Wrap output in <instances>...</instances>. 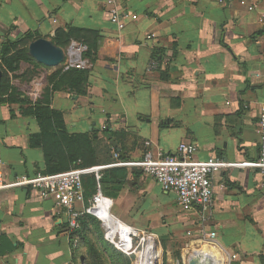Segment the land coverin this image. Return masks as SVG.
Here are the masks:
<instances>
[{
	"label": "crops",
	"instance_id": "obj_1",
	"mask_svg": "<svg viewBox=\"0 0 264 264\" xmlns=\"http://www.w3.org/2000/svg\"><path fill=\"white\" fill-rule=\"evenodd\" d=\"M254 2L264 6V0H0V57L4 42L28 32L50 40L57 28L67 25L101 33L89 94L58 91L53 96L52 106L64 112L70 132L96 130L107 139L103 131L109 120L120 133L113 140L127 155L124 161L141 159L151 141L155 151L164 153L193 143L196 159L228 163L214 178L206 224L216 238L191 245L216 264H264L261 172L255 165H234L256 163L260 155L264 24L248 10ZM115 7L128 15L124 28L110 19ZM155 59L158 66L149 70ZM25 65L33 68L22 62L15 73ZM11 84L17 86L15 80ZM46 85L47 79L42 88ZM1 97L0 167L10 179L44 171L42 149L30 146V135L40 131L38 122L21 113V104ZM125 168L128 180L130 173L152 205L164 206L163 193L177 197L144 170ZM134 201L127 214L116 209L129 225L138 222L132 215ZM197 213H190L188 223L196 231ZM145 214L140 210L137 215ZM69 219L56 196L25 188L0 191V264H84L85 243L74 245ZM180 256L174 261L170 257L171 264H185L182 250Z\"/></svg>",
	"mask_w": 264,
	"mask_h": 264
},
{
	"label": "built area",
	"instance_id": "obj_2",
	"mask_svg": "<svg viewBox=\"0 0 264 264\" xmlns=\"http://www.w3.org/2000/svg\"><path fill=\"white\" fill-rule=\"evenodd\" d=\"M250 12L257 13L258 20L264 24V6L259 2L251 3L248 7ZM111 21L118 28H124L128 17L116 7L110 12ZM136 19L137 16L133 15ZM65 50V59L60 67L64 71L72 68L91 70L94 67L92 59L86 53L88 46L78 40H72ZM156 59L151 62L149 70L156 68ZM41 83L30 92L32 100L41 97ZM258 132L260 134V155L256 163L243 162L234 165L259 167L262 181L264 183V106L261 108ZM198 147L193 143H181L173 153H164L154 150L152 142H146V150L141 159L137 161H124L120 158V152L114 150L115 161L107 164H99L90 167L73 168L66 172L46 174L38 172L34 175L19 174L10 179L6 172L0 167V191L25 188L40 191L46 196H56L57 204L66 208L70 214L69 229L75 232L80 227V218L88 213L95 216L101 223L105 238L114 246L113 248L127 256L138 255L145 239L150 238L136 227L127 224L113 213L114 200L106 196L103 190L102 179L104 171L112 167H138L159 183L166 192L177 195L179 204L183 211H197L199 214L200 234L202 241H212L216 238L215 231L207 232L206 224L214 198V178L228 163L222 159L198 160L195 158ZM92 175L96 180V192L88 200L86 199V188L84 177ZM88 203V204H87ZM83 205L82 209H77ZM209 215V216H208ZM142 236V237H140ZM141 238L137 243V238ZM79 239H74L77 246ZM191 255L197 253L212 261L206 254L195 249ZM136 259V261H137ZM136 264V262H135Z\"/></svg>",
	"mask_w": 264,
	"mask_h": 264
},
{
	"label": "trees",
	"instance_id": "obj_3",
	"mask_svg": "<svg viewBox=\"0 0 264 264\" xmlns=\"http://www.w3.org/2000/svg\"><path fill=\"white\" fill-rule=\"evenodd\" d=\"M40 37L38 33L28 32L16 40L4 42L0 57V68L3 71L0 95L3 102H17L21 104V113L24 116L35 118L38 122L40 131L30 135V146L41 148L42 153H44L45 170L42 172L55 174L66 172L73 168L90 167L104 162H113L112 151L116 149L113 148L111 143L107 142L105 144L96 130L92 132H70L66 120H64V112L52 106L53 96L58 91H66L76 95H88L91 86V70L72 68L64 71L62 67H57L47 77V85L44 88V92L35 101L24 92L12 86L10 74L17 72L22 62H28L33 65V69H28L26 73L21 75L22 77L34 74L35 70L39 67H47L37 62L31 57L29 52V44ZM51 40L56 46L64 49L68 48L72 40L84 42L88 46L86 55L95 64L103 37L96 29L67 25L66 27L57 28ZM158 60L156 59L157 62H159ZM32 77L30 75L28 79L31 80ZM5 96L8 97L5 98ZM103 133L108 141L117 139L120 135L119 132L111 129L109 120ZM120 158L126 160L127 155H122L120 152ZM127 179L128 169L117 167L105 173L102 184L110 182L114 193L111 192L109 195L117 198V192L122 190ZM84 183L88 202L96 192L95 177L92 175L85 176ZM99 223L100 221L95 216L86 213L80 218V227L75 232H72V235L75 238L77 237L79 242L85 243V251L81 254L85 263L89 257L93 264V260H96L97 264H103L105 254L108 255V260H114L108 248H104V251H102V249L98 248L99 246L95 240L91 239V234L93 233H98L100 238H102L103 234L100 231ZM115 256L123 264H134V256H127L120 251H116Z\"/></svg>",
	"mask_w": 264,
	"mask_h": 264
},
{
	"label": "rangeland",
	"instance_id": "obj_4",
	"mask_svg": "<svg viewBox=\"0 0 264 264\" xmlns=\"http://www.w3.org/2000/svg\"><path fill=\"white\" fill-rule=\"evenodd\" d=\"M60 66V65H59ZM28 69H33L32 67H29L28 65L23 68H21V72L13 73L10 75V81L15 80V84L17 86H14L17 89H23L26 92L34 90V88L37 87V84L42 82L45 84L47 77L49 76V72L51 70H55L54 68L50 67H39L35 70L34 74H28L25 77H22L21 75L26 73ZM33 76L31 80H29V76ZM13 86V85H12ZM32 88V89H31ZM45 86L43 88L41 87V95L44 92ZM22 92V90H21ZM26 92H24L26 94ZM28 95V94H26ZM29 96V95H28ZM30 97V96H29ZM40 98V97H39ZM104 143L108 141L106 138H103ZM114 153V151H112ZM116 158L114 157V161ZM129 180L127 182V187H123V189L118 193L117 198L111 197L114 200V207H113V213L116 216H119L122 220H125L122 216L118 215L116 213V209L119 210L121 213L127 214V211L130 210V207L132 205V200H135L136 202V209L133 211V214L135 217H137V224H130L132 226H135L137 229L139 228L142 236L146 235L147 237H150L148 239L152 240L154 242V248H155V254L157 256V264H171L172 260H170V257H173V261L181 259L180 252L181 250L184 252L185 257V264H188V259L190 257V254L193 253L192 250L193 246L192 243L194 241L200 242V229L195 230L193 229V225L190 228V220L192 219V215L189 212H185L183 210H180V206L177 201V197L171 193L163 195L165 196V203L164 206H155L152 205L149 201L144 199V197L139 193L137 189V183H135L137 180L130 175L129 173ZM103 190L107 196L109 193H114L112 184L110 182L103 183ZM122 196V197H120ZM149 202V203H148ZM140 210H143L146 214L145 217H141L140 215H137ZM143 222V223H142ZM100 224V231L102 232L103 236L100 238V235L98 233L91 234V239L95 240L96 244L99 246L98 248L102 249L104 251V248H108L110 250L111 255H113L114 260H108V255L105 254L103 258V264H123L121 261L117 259L115 256L117 249L113 248L112 244L105 238L104 230L102 228L101 223ZM200 225V222L197 223V226ZM140 236V237H142ZM137 238L136 242L138 243L141 238ZM207 244V243H206ZM148 246L147 242L143 244V246ZM141 246V251L144 250V247ZM205 250H208L210 246L204 245ZM147 248V247H146ZM200 248L196 246V249ZM188 250V251H186ZM189 254V256H188ZM137 259V254H135L134 264L138 262L139 255ZM94 264H97L96 260H93ZM181 261V260H180ZM112 262V263H111ZM87 264H93L92 260L88 257ZM84 263V264H86ZM180 264V263H178ZM184 264V263H183Z\"/></svg>",
	"mask_w": 264,
	"mask_h": 264
},
{
	"label": "water",
	"instance_id": "obj_5",
	"mask_svg": "<svg viewBox=\"0 0 264 264\" xmlns=\"http://www.w3.org/2000/svg\"><path fill=\"white\" fill-rule=\"evenodd\" d=\"M29 52L31 57H33L37 62L50 67L57 68L61 65L65 59V50L64 48L56 46L52 40L40 37L36 40H33L29 44ZM3 71L0 68V87L2 85ZM111 144L114 149L121 152V148L118 147V144L111 140ZM188 264H213L212 261L203 257L200 254H193L188 259Z\"/></svg>",
	"mask_w": 264,
	"mask_h": 264
},
{
	"label": "bare ground",
	"instance_id": "obj_6",
	"mask_svg": "<svg viewBox=\"0 0 264 264\" xmlns=\"http://www.w3.org/2000/svg\"><path fill=\"white\" fill-rule=\"evenodd\" d=\"M146 242L148 246H143L144 250L139 253V260L137 264H157V256L155 254L156 252L154 248V242L148 238L145 239L144 244Z\"/></svg>",
	"mask_w": 264,
	"mask_h": 264
}]
</instances>
